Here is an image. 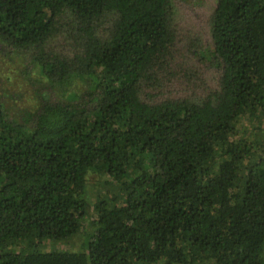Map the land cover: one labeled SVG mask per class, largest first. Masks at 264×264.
<instances>
[{
	"label": "trees",
	"instance_id": "trees-1",
	"mask_svg": "<svg viewBox=\"0 0 264 264\" xmlns=\"http://www.w3.org/2000/svg\"><path fill=\"white\" fill-rule=\"evenodd\" d=\"M173 11L0 0V52L33 102L0 93V264H264V0H214L207 49L185 46L214 84L175 97L164 83L196 68L174 62ZM87 217L83 249L39 248Z\"/></svg>",
	"mask_w": 264,
	"mask_h": 264
},
{
	"label": "rangeland",
	"instance_id": "rangeland-1",
	"mask_svg": "<svg viewBox=\"0 0 264 264\" xmlns=\"http://www.w3.org/2000/svg\"><path fill=\"white\" fill-rule=\"evenodd\" d=\"M214 0H173V24L176 29V51L174 53V62L181 63L182 56L186 57L185 61L193 64L196 68L190 69L186 74V78L180 73L171 75L169 81L164 83L160 92L167 96H182L192 90L202 92L213 85L216 78V69L209 62L199 63L196 57L188 48H185L188 40L196 36L200 43L207 49L209 37L206 26L207 15L210 12ZM190 46V45H189ZM174 65H171L173 68ZM190 68V67H189ZM20 64L17 59L8 60L0 52V93L7 105L15 109L18 106L33 105L31 99V89L25 82L21 74ZM247 127L249 125L247 124ZM101 180V175L94 171H88L86 177V196L89 203L93 200V190L98 186ZM84 221L83 231H79L69 240H63L59 243H43L39 248H57L77 250L83 249L86 246L88 237H85V232H90L92 226Z\"/></svg>",
	"mask_w": 264,
	"mask_h": 264
}]
</instances>
